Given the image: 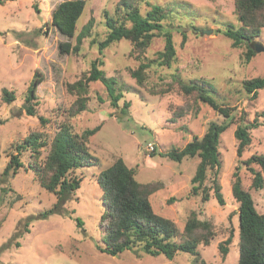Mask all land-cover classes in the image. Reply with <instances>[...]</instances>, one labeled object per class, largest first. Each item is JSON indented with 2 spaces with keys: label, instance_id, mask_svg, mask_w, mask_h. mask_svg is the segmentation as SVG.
<instances>
[{
  "label": "rangeland",
  "instance_id": "374dc122",
  "mask_svg": "<svg viewBox=\"0 0 264 264\" xmlns=\"http://www.w3.org/2000/svg\"><path fill=\"white\" fill-rule=\"evenodd\" d=\"M63 1L69 0H2L0 4V264H194L193 257L185 253L168 260L151 257L139 249L116 256L98 251L104 234L99 224L102 192L96 179L101 170L118 158L135 169L138 182L159 189L150 196L152 209L175 224L180 234L177 241L188 216L195 212L198 220L211 222L214 231L208 245H198L200 258L206 264H237L238 205L231 195L232 174L238 161L234 131L241 111L248 114L249 121L264 112V88L258 90L252 101L241 85L244 80L264 77V52L255 53L245 65L242 63L245 47L233 49L222 34L228 27L239 28L233 0H147L170 10L166 29L172 35L176 60L170 68L155 65L149 68L143 86L137 85L129 72L141 61L156 58L164 47V38L161 35L153 38L138 57L132 44L125 40L110 45L100 56L97 45L91 41L105 38L103 12L112 14L119 0H85L86 7L72 39L62 36L51 25V13ZM148 9L142 4V13ZM90 19L91 32L83 39L79 53H60L58 44L75 45L76 35ZM182 34L186 36L183 46ZM254 43L264 47V30L250 46ZM95 60L102 62L100 69L107 76H113L123 86V98L114 108L102 84L90 83L86 110L69 117L76 96L66 91V85L87 73ZM36 72L43 80L35 91L36 116H28L24 99ZM175 74L185 82L200 78L213 82L219 93L214 98L236 110L237 117L219 137L220 166L208 171L204 183L212 188L216 178L224 206L212 197L202 202L199 195H190L197 158L175 163L158 154L150 156L153 152L180 150L192 137H202L210 122L223 121L207 105L185 97L174 81ZM2 89L13 92L11 103L2 101ZM166 90L169 91L163 93ZM124 102L130 105L125 114L121 113ZM38 116L46 118L47 124L42 125ZM259 120L263 125L250 131L251 143L239 161L264 155V116H259ZM66 122L77 134L101 125L88 139L90 152L99 159V164L75 171L81 181L79 189L62 203L61 212L41 217L38 214L50 209L56 197L39 186L27 167L28 153H21L22 167L15 175L2 173L11 154L16 153V145L30 133H42L49 141ZM45 155L44 149L42 156ZM239 176L256 211L264 214V185L260 190L252 189V176L244 166L240 167ZM76 218L81 226L76 224ZM230 234L228 253L222 258L219 245Z\"/></svg>",
  "mask_w": 264,
  "mask_h": 264
},
{
  "label": "trees",
  "instance_id": "16d2710c",
  "mask_svg": "<svg viewBox=\"0 0 264 264\" xmlns=\"http://www.w3.org/2000/svg\"><path fill=\"white\" fill-rule=\"evenodd\" d=\"M2 0H0V4ZM142 4L148 6V10L141 12ZM234 15L239 23L238 29L226 28L222 34L231 42L233 49L245 47L243 52V64H248L254 57V40L261 36L264 30V0H233ZM86 7L85 0H69L58 4L51 13V25L57 31L69 39L75 36L76 23ZM170 10L159 5H152L147 0H119L112 14L103 12L106 36L102 41H91L97 45V51L102 56L103 51L110 45L121 40L129 41L133 46V52L137 57L150 46L153 38L161 35L164 38V47L157 52L156 58L146 60L136 69L130 70V76L139 86L146 81V71L153 65L170 68L176 60V49L171 32L167 30L166 19ZM92 19L82 27L75 37V45L71 43H59L60 53H79L83 39L91 32ZM186 43V36L182 34L181 46ZM100 60L91 63L90 70L82 74L76 81L66 85V91L76 96L69 109V117H74L84 112L87 108L89 85L99 82L105 88L110 99V105L118 107V101L123 98V86L113 77L107 76ZM174 81L179 91L185 97H192L195 103H201L218 112L223 121L210 122L202 137H192L191 141L180 149H172L166 153L153 152L170 161L180 163L188 158H197L194 175L192 176L190 195L200 196L202 202L210 197L214 198L218 205L224 206V199L216 178L213 179L212 188L204 185L207 173L217 170L220 166L218 142L220 135L229 127L237 117L235 109L223 102H218L214 96L219 93L213 82L207 79H192L185 82L177 74ZM43 78L39 72L34 73L32 81L27 89L24 102L28 116H36L35 91ZM242 88L250 99L257 98L258 90L264 88V77H254L242 81ZM170 87V86H169ZM169 90L163 91L168 92ZM1 99L4 103L14 100L12 91L2 89ZM129 102H124L121 113H126ZM259 116L264 112L254 115L249 121L248 114L241 111L238 115V124L234 131L236 140L237 166L233 171L231 195L237 203L238 215V261L237 264H264V214H259L248 190L242 186L239 176L240 167L251 174V188L260 190L264 185V155H252L246 160H240L244 151L251 143L250 131L263 125ZM42 125L48 120L38 116ZM101 129V125L91 129H85L81 134L72 131L68 122L58 127L52 140H47L42 133H30L15 147V154L10 156L9 162L2 175H15L22 167L20 155L26 152L29 155L28 166L33 172L39 186L47 193L56 197L53 206L38 214L47 217L52 213L61 212V205L69 200L73 192L80 187V179L74 175L75 171L82 168L97 167L99 159L92 155L89 149L88 139ZM45 149L46 155L42 156ZM154 150V149H153ZM254 165L257 167L254 168ZM96 183L102 192L103 212L99 219L103 236L101 245H97L98 251L107 255L116 256L124 251L139 249L151 257L162 256L171 260L176 254L185 253L193 257L194 264H206L200 258L198 245H208L214 236L211 222L198 220L195 212L188 216L181 233L175 224L166 218L154 213L150 202V196L158 191L155 185L142 184L135 178V169L126 166L121 158H118L106 169L99 172ZM212 190V195L210 191ZM76 224L81 226L78 218ZM27 224V221H25ZM232 234L219 245L222 258L228 253L226 245L230 244Z\"/></svg>",
  "mask_w": 264,
  "mask_h": 264
},
{
  "label": "water",
  "instance_id": "95a60500",
  "mask_svg": "<svg viewBox=\"0 0 264 264\" xmlns=\"http://www.w3.org/2000/svg\"><path fill=\"white\" fill-rule=\"evenodd\" d=\"M209 33L210 32L208 31L207 34H209ZM253 50L255 53H261V52H264V47L259 43H254Z\"/></svg>",
  "mask_w": 264,
  "mask_h": 264
},
{
  "label": "built area",
  "instance_id": "2783aa9c",
  "mask_svg": "<svg viewBox=\"0 0 264 264\" xmlns=\"http://www.w3.org/2000/svg\"><path fill=\"white\" fill-rule=\"evenodd\" d=\"M149 147H150V149H151V150H153V149H154V148H153V146H152L151 144H149Z\"/></svg>",
  "mask_w": 264,
  "mask_h": 264
}]
</instances>
